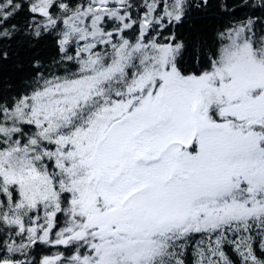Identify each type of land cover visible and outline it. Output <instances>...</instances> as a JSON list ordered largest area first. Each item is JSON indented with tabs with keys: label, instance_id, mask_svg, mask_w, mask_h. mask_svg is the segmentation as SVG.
<instances>
[{
	"label": "snow or ice",
	"instance_id": "1",
	"mask_svg": "<svg viewBox=\"0 0 264 264\" xmlns=\"http://www.w3.org/2000/svg\"><path fill=\"white\" fill-rule=\"evenodd\" d=\"M0 264H264V0H0Z\"/></svg>",
	"mask_w": 264,
	"mask_h": 264
}]
</instances>
